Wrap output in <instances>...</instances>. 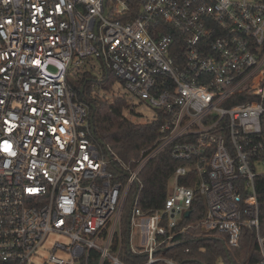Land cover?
Returning <instances> with one entry per match:
<instances>
[{
	"label": "built area",
	"instance_id": "obj_1",
	"mask_svg": "<svg viewBox=\"0 0 264 264\" xmlns=\"http://www.w3.org/2000/svg\"><path fill=\"white\" fill-rule=\"evenodd\" d=\"M86 73L92 98L113 75L160 123L138 160L95 141L69 83ZM166 151L173 187L145 210L140 174ZM262 179L264 0H0V264H180L198 197L202 230L230 248L251 231L264 264Z\"/></svg>",
	"mask_w": 264,
	"mask_h": 264
},
{
	"label": "trees",
	"instance_id": "obj_2",
	"mask_svg": "<svg viewBox=\"0 0 264 264\" xmlns=\"http://www.w3.org/2000/svg\"><path fill=\"white\" fill-rule=\"evenodd\" d=\"M92 74L86 73L82 78L69 81L71 87L80 96L85 86L84 98L94 112L95 141L104 152L123 163L138 160L144 150L152 147L160 137L159 122H135L125 116L126 99L117 97L112 103L100 98H92ZM116 78L112 75L104 87L110 89ZM104 88V89H105ZM243 101H238L240 103ZM109 151V152H108ZM180 165L172 159L169 151L152 159L140 174L141 205L145 210L161 209L169 194L172 176ZM258 193L261 200V233L264 235V180H260ZM193 208V216L187 225L196 228L178 235L168 257L180 264H255L259 257L258 246L251 231H246L241 244L230 248L218 236L207 234L197 222L203 218L204 204L198 197ZM126 223V219H125Z\"/></svg>",
	"mask_w": 264,
	"mask_h": 264
},
{
	"label": "rangeland",
	"instance_id": "obj_3",
	"mask_svg": "<svg viewBox=\"0 0 264 264\" xmlns=\"http://www.w3.org/2000/svg\"><path fill=\"white\" fill-rule=\"evenodd\" d=\"M106 90L107 91L104 90L101 91V96L103 98H106V101H108V103H112L117 98L118 95H123V96L126 95L125 86L119 80H116L115 83L112 85V87ZM125 116L131 118L135 122L146 123L148 122V118L152 116V113L150 112V110L144 109L142 106L136 103L133 107L132 106L129 107L128 105H126ZM169 186L173 187V180L170 181ZM53 242H60L63 244H67L68 240L64 237L54 234L50 236L49 244H53ZM59 255L63 257L66 256L63 253H59Z\"/></svg>",
	"mask_w": 264,
	"mask_h": 264
},
{
	"label": "water",
	"instance_id": "obj_4",
	"mask_svg": "<svg viewBox=\"0 0 264 264\" xmlns=\"http://www.w3.org/2000/svg\"><path fill=\"white\" fill-rule=\"evenodd\" d=\"M84 90H85V86H84V87L82 88V90H81L82 95L84 94ZM92 119L94 120V112H93V114H92ZM190 214H191V212H188V213L186 214V217H189Z\"/></svg>",
	"mask_w": 264,
	"mask_h": 264
}]
</instances>
